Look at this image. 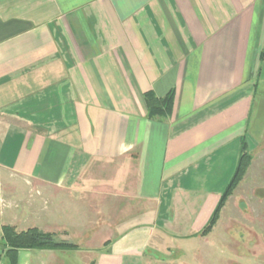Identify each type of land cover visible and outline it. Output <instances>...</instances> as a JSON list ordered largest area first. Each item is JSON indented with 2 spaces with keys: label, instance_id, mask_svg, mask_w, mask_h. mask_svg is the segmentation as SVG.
Returning a JSON list of instances; mask_svg holds the SVG:
<instances>
[{
  "label": "crops",
  "instance_id": "crops-1",
  "mask_svg": "<svg viewBox=\"0 0 264 264\" xmlns=\"http://www.w3.org/2000/svg\"><path fill=\"white\" fill-rule=\"evenodd\" d=\"M148 92H174L171 117H148ZM262 114L264 0H0V264L4 226L78 247L17 264H150L196 241Z\"/></svg>",
  "mask_w": 264,
  "mask_h": 264
},
{
  "label": "rangeland",
  "instance_id": "rangeland-1",
  "mask_svg": "<svg viewBox=\"0 0 264 264\" xmlns=\"http://www.w3.org/2000/svg\"><path fill=\"white\" fill-rule=\"evenodd\" d=\"M250 152L248 172L212 232L196 241L177 240L173 250L158 253L150 264H264V136ZM74 254L64 255L67 264H93ZM165 255L172 260L166 261Z\"/></svg>",
  "mask_w": 264,
  "mask_h": 264
},
{
  "label": "trees",
  "instance_id": "trees-1",
  "mask_svg": "<svg viewBox=\"0 0 264 264\" xmlns=\"http://www.w3.org/2000/svg\"><path fill=\"white\" fill-rule=\"evenodd\" d=\"M144 101L150 119H161L171 117L174 109L175 94L171 92L164 98L157 97L153 92L144 94ZM252 162L251 152L244 136L240 149V156L235 168L232 179L226 187V190L220 197V200L206 227L196 236L207 237L217 224L222 209L225 207L229 197L234 193L237 186L244 179ZM3 240L6 247V255L9 264H17L18 251L24 249L39 250H75L78 247L66 242H58L53 234L45 233L36 228L19 232L13 226L3 227Z\"/></svg>",
  "mask_w": 264,
  "mask_h": 264
}]
</instances>
